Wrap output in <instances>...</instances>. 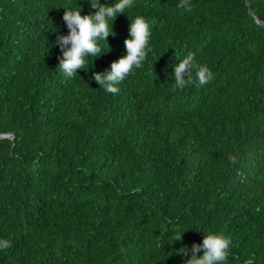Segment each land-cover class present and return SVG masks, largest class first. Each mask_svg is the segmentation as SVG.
<instances>
[{"label": "trees", "instance_id": "obj_1", "mask_svg": "<svg viewBox=\"0 0 264 264\" xmlns=\"http://www.w3.org/2000/svg\"><path fill=\"white\" fill-rule=\"evenodd\" d=\"M178 3L133 0L68 78L63 7L89 0H0V264H182L203 231L229 238L223 264H264V0L261 22L247 0ZM136 16L150 50L108 93L92 75ZM189 53L212 78L175 89Z\"/></svg>", "mask_w": 264, "mask_h": 264}, {"label": "clouds", "instance_id": "obj_2", "mask_svg": "<svg viewBox=\"0 0 264 264\" xmlns=\"http://www.w3.org/2000/svg\"><path fill=\"white\" fill-rule=\"evenodd\" d=\"M94 12L81 14V8H64L62 19L68 33L58 34L56 43L59 45L62 56L58 57L57 69L68 77H74L78 69L86 68V57H100L107 51H102L99 40H106L110 34L114 35L113 22L118 14L125 13L133 4V0H116L112 5L100 3V0H89ZM177 7L191 10L190 0H179ZM130 19L129 37L124 40L126 54L113 60L110 70L94 72L92 79L96 81L106 92L116 94L119 85L134 69L142 66L146 59L149 39L151 36L148 22L142 16ZM111 21V26L110 22ZM109 45V44H108ZM110 48V46H109ZM159 59V58H158ZM157 59V60H158ZM212 72L205 64L198 63L194 53H189L179 60L174 66V88L184 89L187 85L198 83L202 86L212 78ZM235 162V157H229ZM202 243H193L191 248L187 245L179 248L178 255L186 257L182 264H223L229 255L230 240L222 233L203 231ZM182 233L174 236L173 240H182ZM11 244L8 240L0 239V249H7ZM203 250V254H199ZM189 252L191 253L189 257Z\"/></svg>", "mask_w": 264, "mask_h": 264}, {"label": "water", "instance_id": "obj_3", "mask_svg": "<svg viewBox=\"0 0 264 264\" xmlns=\"http://www.w3.org/2000/svg\"><path fill=\"white\" fill-rule=\"evenodd\" d=\"M247 4H248V6H249V9H250V12H251V14H252V16L254 17V19L255 20H257V21H259V22H261L260 21V19L256 16V14L254 13V11L251 9V7H250V5H249V0H247ZM263 23V22H262ZM6 134H2V136H5Z\"/></svg>", "mask_w": 264, "mask_h": 264}]
</instances>
